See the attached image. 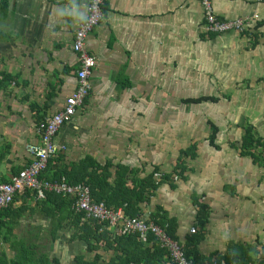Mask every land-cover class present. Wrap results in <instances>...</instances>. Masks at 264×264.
<instances>
[{"label": "crops", "instance_id": "1", "mask_svg": "<svg viewBox=\"0 0 264 264\" xmlns=\"http://www.w3.org/2000/svg\"><path fill=\"white\" fill-rule=\"evenodd\" d=\"M87 1L11 0L0 20L4 181L30 163L25 147L39 142L37 122L60 110L76 88L71 44ZM209 1L220 20L249 19L248 31L206 35L199 0H104L102 20L86 40L96 62L89 97L57 132L55 143L65 150L48 162L44 176L89 157L109 166L112 177L125 167L131 186L157 168L159 185L140 204L142 217L160 208L175 222L180 244L198 238L199 258L223 256L234 245L256 252L257 260L264 250V166L240 149L251 128L264 155V4ZM201 97L216 102L184 103ZM210 125L217 128L213 142ZM193 135L199 139L191 143ZM191 144L196 155L179 176L173 173L179 153ZM33 195H16L7 215L0 212V222L12 228L10 238L0 236V264H14V248L21 247L46 253L49 264L92 261L95 254L109 261L111 250L88 252L72 238L71 207ZM198 204L207 207L202 226Z\"/></svg>", "mask_w": 264, "mask_h": 264}, {"label": "trees", "instance_id": "2", "mask_svg": "<svg viewBox=\"0 0 264 264\" xmlns=\"http://www.w3.org/2000/svg\"><path fill=\"white\" fill-rule=\"evenodd\" d=\"M11 0H0V20L7 16ZM215 36V35H209ZM4 82L12 80L11 77L1 74ZM3 83V82H1ZM216 102L215 98L201 97L198 99L186 100L184 103H204ZM43 121V120H42ZM41 122L40 120L37 124ZM217 134V128L210 125V142L214 141ZM261 148V143L252 134L251 128H246L242 137L241 153L249 156L257 164H263L264 155ZM196 155V145L191 144L179 153L178 161L174 167L173 173L182 175L184 171V163L187 159H193ZM109 166L100 167L92 161L89 157L81 160L76 164L70 166L69 171H64L61 174H56L51 177H45L44 172L40 177L50 181H61L62 179L70 184H84L89 187L91 199L95 203H104L110 210H117L121 208L124 216L128 218H141L142 213L140 204L147 202L150 195L156 190L159 185L153 180V176L157 175L158 169L155 168L153 172L142 180H135L128 186V170L125 167L118 166L117 170L112 177L108 171ZM167 180L170 175L162 176ZM27 192V191H26ZM35 198L37 195H33ZM44 199L54 204L62 203L66 207H71L69 213L72 218V227L74 229L73 239L78 240L86 245L88 252H96L101 247L107 248L113 252L112 257L108 262H101V256L95 254L92 261L84 260L83 257H76L74 264H168L170 262L168 252L159 246V243L153 236H149L146 242H141L137 234H120L115 231H100V226L93 220H85L82 213H76L72 204L73 201L68 198L54 195L52 193H44ZM58 207V206H57ZM11 209V205L0 211L6 214ZM198 223L200 226L204 225L207 219V207L203 204H198ZM17 216H13L14 222ZM51 217V216H50ZM153 222L161 228H164L167 234L174 241L178 242L175 235L176 224L173 220L168 219L166 214L160 209L156 208L154 213L150 214ZM11 222V223H13ZM0 236L8 239L12 236V228L10 223L0 222ZM198 238L188 239L183 245V252L185 257L192 264H212L213 261L226 263H258L264 264V250L257 260L254 259L256 252L248 250L242 246H231L228 253L223 256H217L211 259L199 258L196 254V244ZM14 264H49L47 262L46 253L39 252L38 254L30 252L29 248L21 247ZM252 255V256H250ZM57 264L53 260L52 264Z\"/></svg>", "mask_w": 264, "mask_h": 264}, {"label": "built area", "instance_id": "3", "mask_svg": "<svg viewBox=\"0 0 264 264\" xmlns=\"http://www.w3.org/2000/svg\"><path fill=\"white\" fill-rule=\"evenodd\" d=\"M256 1L264 4V0ZM199 2L204 12V23L201 30L206 35L244 34L248 31L249 19L220 20L214 15L209 0H199ZM103 4L104 0L87 1L86 16L75 29L71 44V49L76 54L78 60L76 88L65 99L64 105L60 110L37 124L36 130L39 142L25 147V151L31 159L30 163L9 177L7 181L2 179L0 169V211L12 205L16 195L25 193L26 191L34 192L38 200L44 198V193H52L72 200L73 210L76 213H82L85 220L95 221L100 226V231H115L118 235L124 233L137 234L139 240L144 243L149 236H153L159 243V246L168 252L170 259L168 264H192L184 255L183 245L171 239L164 228L159 227L153 222L150 215L141 218H128L124 216L121 208L113 211L108 209L102 202H93L90 189L84 184L70 185L63 179L58 182L40 177L46 170L48 162L65 150L63 146H58L55 143L57 132L63 125L69 123L77 112L84 107L85 101L89 97L91 75L96 62L95 58L86 48V40L102 20ZM253 20H258V17L256 15L253 16ZM190 234H196V228H191ZM212 264L236 263L213 261Z\"/></svg>", "mask_w": 264, "mask_h": 264}, {"label": "rangeland", "instance_id": "4", "mask_svg": "<svg viewBox=\"0 0 264 264\" xmlns=\"http://www.w3.org/2000/svg\"><path fill=\"white\" fill-rule=\"evenodd\" d=\"M216 93L218 94V88H216L215 92H212L211 95H216ZM190 139H192L191 143H194L196 139H199V137L193 135Z\"/></svg>", "mask_w": 264, "mask_h": 264}]
</instances>
